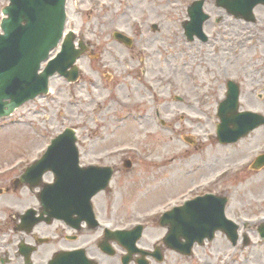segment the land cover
<instances>
[{
    "label": "rangeland",
    "instance_id": "rangeland-1",
    "mask_svg": "<svg viewBox=\"0 0 264 264\" xmlns=\"http://www.w3.org/2000/svg\"><path fill=\"white\" fill-rule=\"evenodd\" d=\"M193 1L68 0L66 31L73 30L89 43L88 51L78 61L83 74L80 81L69 83L56 75L48 95L0 119V188L4 189L2 194L25 197L23 203L17 201L22 197L14 201L16 210L34 206L38 202L34 194L40 189L15 188L13 180L42 155L54 137L73 127L85 165L102 159L132 160V167L122 163L110 186L100 192L117 194L120 203L133 209L117 216L127 225L144 218L152 225L154 215L138 212L151 208L150 212L160 217L175 204L210 192L229 196L227 212L234 220L237 216L264 217V169L250 168L252 160L264 151V127L235 144L222 145L216 137L217 107L225 97L227 79L240 80L242 109L264 113V98L257 95L264 86L252 81L255 66L264 63L251 59L263 49L242 36L244 42L236 46L235 56L229 26L232 20L226 14L220 31L215 23L220 14L215 0L206 4L212 14L205 28L210 41L187 42L182 24ZM8 4L9 0H0V23ZM257 15L264 16V10H257ZM153 24L159 26L158 30ZM116 30L134 38L133 50L112 37ZM128 56L130 67L142 60L152 90L143 81L135 82L137 71L125 65ZM88 78L96 85L90 87ZM177 95L184 101L176 100ZM129 97L143 113L117 105L116 99ZM166 99L170 100V112L160 110L157 118L155 110ZM125 111L128 114L120 116ZM160 118L170 124V129H160ZM123 152L121 157L106 156ZM95 153L98 156L92 155ZM52 179L51 174L46 175V181ZM105 204L106 197L100 209ZM220 239L206 247L196 246L197 256L211 260L208 253L215 250V254L224 244ZM256 254H264V249ZM198 257L170 252V264H188L187 260L196 264Z\"/></svg>",
    "mask_w": 264,
    "mask_h": 264
},
{
    "label": "water",
    "instance_id": "water-1",
    "mask_svg": "<svg viewBox=\"0 0 264 264\" xmlns=\"http://www.w3.org/2000/svg\"><path fill=\"white\" fill-rule=\"evenodd\" d=\"M263 1L218 0L217 4L248 17L253 8ZM66 2L10 0L3 10V33L0 31V117L11 115L25 102L47 93L49 78L56 72L65 76L73 72V78L77 74L75 62L81 51L74 48L71 37L66 39L62 52L49 62L43 72H39L43 61L49 58L50 52L63 37L67 19ZM203 5L204 0H200L189 8L191 21L185 25L189 33L192 31L203 36V24L209 18L203 12ZM70 67H73V71H69ZM228 85V97L219 108L222 122L218 130L220 141L226 144L239 140L264 123L263 117L256 113L238 112L240 91L234 82L230 81ZM76 141L75 132L67 129L53 141L44 157L28 167L16 180V185L31 183L34 188L41 183L43 174L52 170L56 174L55 182L46 184L39 192L44 203L55 206L59 194L89 203L93 194L108 185L112 169L80 168ZM254 166H264V155L258 157ZM226 203V197L207 195L167 213L171 223L182 224L180 227L174 226L172 231L188 238V242L183 243L170 238L171 247L189 254L195 241H201L207 235L212 238L216 230L222 228L229 233L236 230V225L226 217Z\"/></svg>",
    "mask_w": 264,
    "mask_h": 264
},
{
    "label": "flooded vegetation",
    "instance_id": "flooded-vegetation-1",
    "mask_svg": "<svg viewBox=\"0 0 264 264\" xmlns=\"http://www.w3.org/2000/svg\"><path fill=\"white\" fill-rule=\"evenodd\" d=\"M207 2L206 0L205 9ZM260 9L263 11L264 5H258L255 8L254 18L247 20L244 17L240 18L237 13L230 15L226 10L225 12L223 9L218 8L220 14L215 19V23L220 26L221 31L223 30L221 26L226 21V14L230 16L232 20L231 25H229L231 38L233 39L232 47L234 48L238 43L244 42V40H240L242 36L249 40L252 39L255 44L259 43L263 49L262 52L256 51L252 55V62L253 60L255 62L262 60L264 63V55L262 56L264 54V16L259 17L257 15V10ZM210 20L211 18L205 23L204 28H206ZM209 41L210 39L207 41L195 39L193 42L208 43ZM255 44L250 47L253 48ZM126 48L133 50L132 46H126ZM233 51L236 56L238 48L236 47ZM129 60L128 56L125 65H129L128 68H133V71H137L136 77H133L135 82L142 84L143 81L144 84L149 86L150 77L144 74V63L141 62L142 60L139 58V65L132 67H130ZM140 65H142V70ZM106 67L108 68L109 65ZM94 69L92 68V71ZM255 70L256 73L253 74L252 81L256 86L262 87L264 86V65L257 64ZM232 80L241 87L242 96L240 80L233 78ZM88 83L90 87L96 85L95 81L93 79L90 80V78H88ZM257 95L263 99L264 90ZM156 98H158V95H155ZM155 102H158V100H155ZM116 103L121 108H128L129 111L140 110V113H143L141 106L136 101L132 102L131 97L116 99ZM160 110H165L169 114L170 100L166 99L165 103L162 101V105L156 108L155 115L157 118L160 117ZM122 114L128 113L127 111L122 112L120 116ZM160 119V129H170V124L165 119ZM152 130L154 129L152 128ZM152 130H148V132L154 133L156 131ZM92 155L98 156L97 153ZM124 155L125 153L123 152L122 154L108 153L106 156L116 158ZM125 160L121 159L120 162H113L109 159V162H104L105 160L102 159L97 160L96 165L112 166L115 175L121 171V165ZM34 195L38 202L34 206H27L22 211H19L15 209L14 201L22 197L17 201L23 203L25 197L21 196V194H0V264H50L58 256L59 259L56 264H170V252H175L170 250L166 243V237L170 233V225H160L158 217H156L152 219V225L148 223V220H145L140 233L137 230H133V225H127V221L121 222L117 217L125 214L128 210H133L132 208H127L124 202L121 201L120 203L117 194L94 195L92 206L98 222L94 218L88 219L86 217L80 220L79 214L83 212V209L78 207L75 200H71L58 208L59 213L71 215V217H55L51 221H42L33 226L32 229H28V225H22L21 223L22 213L30 208H35L38 213L44 211L38 199V194ZM105 197L106 204L100 209L99 206ZM150 210L151 208L146 209L143 213H147ZM99 211H102L103 214ZM237 217L238 219L240 218L239 216ZM261 222H250L249 219L247 222H242L240 228H238V235L235 240H230L225 233L218 232L214 240H217L220 236V240L224 244L219 247L215 254V250L208 253L211 258L209 261L204 257L197 256L196 246L194 249L195 255L190 257H198L196 264H255L254 262L262 264L264 263V254H256L258 249H264V231L260 229ZM123 230H128V232H118ZM212 242H207L200 246L206 247L208 243ZM177 254L180 255L179 253ZM187 263L191 264L188 260Z\"/></svg>",
    "mask_w": 264,
    "mask_h": 264
}]
</instances>
